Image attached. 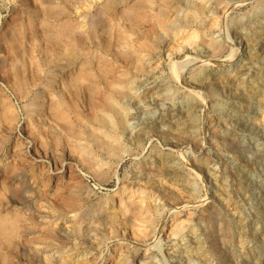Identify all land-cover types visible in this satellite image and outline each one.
<instances>
[{
	"label": "rangeland",
	"instance_id": "374dc122",
	"mask_svg": "<svg viewBox=\"0 0 264 264\" xmlns=\"http://www.w3.org/2000/svg\"><path fill=\"white\" fill-rule=\"evenodd\" d=\"M42 1L0 0V214L16 215L19 212V215H22L30 212L28 208H32V211L35 209L34 213L36 214L40 212L48 213V211H45L47 208L45 205L49 200L52 203L54 202V205L58 208L61 207L59 212H63L66 215L65 217L75 214L76 210L82 212L83 217L90 216L88 214H98L97 212L100 211L101 207H105L106 203H108L107 208L116 205L117 201L113 202L112 198L114 196L118 198V193L123 184L130 183L133 180L135 182L140 177L143 180H156L155 178L161 180L159 175H156L158 173V157L169 155L174 165H177L175 168H177L178 174L181 173L182 178L180 182L169 179L170 176L162 180H165V188L171 187L173 190L171 188L169 190L173 191L175 196L179 195L181 197L179 202L167 200L170 204H167V201L164 204V200L161 199L160 203L163 204L166 210L170 209L168 215L176 210L174 208L176 205H181L180 210L182 209V212L171 221L169 220L162 231V235L160 234L156 239L153 238L149 241L151 250H147V254L152 257L149 258V261H154V264L155 262L156 264H264V28L257 32L253 31V34L251 33V29L257 23L263 22L264 9H259V6L262 7L264 0H227L229 4L225 2L226 0H220V3L217 4L218 13L215 14L217 17L211 14L212 18L209 16L205 20L207 22L206 30H208L207 35H205L215 43L220 42L218 48L220 46L222 48L218 49V51L222 50L221 52L214 53V51H211V56L214 59L224 60L232 55V52L237 51L239 56L234 65L224 62L221 63L223 64L221 66L219 62L212 60L208 62L211 65L203 62L196 64L190 62L186 66L184 65V63L191 61L193 54H197L199 51L204 54L205 48L210 47L208 44L210 40L206 36H204L205 42L199 40L193 43L194 45L188 43V46L186 44L182 45L186 48L181 46L182 50L178 49L181 50L180 52L177 48H174L173 50L176 52L174 54H170L168 48H172L174 42L177 45L180 44L181 42H178L177 39L181 41L187 32L172 35L176 38L172 37L170 40L167 38L166 41L161 43L159 53L156 55L157 57L155 56L157 59L154 57L150 59L151 67L149 68L152 70L151 73L134 75L131 88L132 98L130 96L123 97L124 99L121 98V103L126 110L125 113L129 112L126 113L127 118L130 119L128 129L121 130V140L124 143L125 152H129L118 163L116 154L104 150L87 135L90 126L86 128L87 130L82 136L84 138H81L83 139L81 141L88 143L89 151H94L93 154L97 155L99 152L96 158L99 160L96 163L90 162L91 165L89 162L82 160L81 154L70 151L69 137H66L67 131L53 119L50 120L48 114L42 113L39 110L40 106L37 104L38 94L45 98H43L44 101H49L52 95L56 93V89L49 90L44 87L50 67L45 63L44 52L41 51V48H38L40 47V41L37 40V35L41 30H37L38 33L31 31L27 25V20L29 23L32 17L31 14L34 9H40ZM63 1L57 0V2L64 4ZM193 1L189 0L191 3ZM199 1L195 0V2ZM178 2L189 3L188 0H179ZM65 4L68 5L69 2L65 1ZM172 14V12L169 13L170 16H173ZM209 22L215 26L208 25ZM38 23V28L42 29L40 21ZM207 25L212 28L209 29ZM248 32L251 33H249L250 36L246 35ZM260 33H263V35ZM11 35L18 38L22 36L21 40L18 41L26 50L22 54L26 59L25 65L18 69H15L14 65L19 50L16 51L12 47L13 44L9 39ZM228 35L230 41L224 43L223 40ZM32 37H35L34 40ZM170 42H172V45ZM206 43L208 47H206ZM237 45L239 46L238 50L236 49ZM27 52L29 53L27 54ZM179 53L180 55H178ZM215 55H217L216 58ZM27 61L29 62L27 63ZM239 62L245 65L249 64V71L241 75L239 80L236 76L234 77L235 80H233L234 78L229 79L233 80L232 83L227 82L226 85H223L225 87L220 86L221 89L219 87V90H215V80L217 78L223 79L222 76L226 73L227 67L230 68L228 74L226 73L227 78L229 75L233 77L232 75H235V72L239 70ZM15 70L22 72V76L18 71V77ZM178 70L180 71L177 73ZM199 72L202 73L201 76ZM67 73L68 71L63 73V75L65 74L64 79ZM179 74H181V77H179ZM198 74L199 76H197ZM220 75L221 77H219ZM20 77L23 78L22 81L24 82L18 80ZM64 79H61L60 83ZM186 82L198 86L191 89ZM18 84H21V89ZM155 84L160 85L156 86ZM19 89L21 93H19ZM198 90L201 91L204 99L202 98L203 101L198 100V102H201V106H198L200 109L196 108L194 111L195 119L194 117L191 118V124L186 128L187 134L196 140L197 146H194L193 142L191 144L193 148L190 145L184 146L185 148L173 147V145H169L170 135L164 133V130L177 128L178 120L184 119V112L188 110L192 103L193 91ZM17 91L19 92L17 93ZM135 96L137 97L135 98ZM69 97L71 98V96ZM78 106L85 113L88 112L87 115L92 114L93 110L89 112L86 103L80 101ZM148 120L150 123L152 121L150 125H157L154 130L146 127ZM95 123L94 121L92 126L97 127L98 125ZM50 125L56 127L53 128L54 126L51 127ZM41 132L46 133L48 139L52 135L58 134L62 138L61 142H63L59 147L60 150L56 151L54 155L51 149L45 148V145L43 146L41 140L44 139V136ZM139 132L143 133L145 138L143 137L144 139L138 141L134 136ZM101 150L102 152H100ZM71 152L76 153V155ZM43 204L45 205L42 209ZM92 211H95V213ZM50 212L51 214L54 213L51 210ZM179 222L181 225L183 222L184 224L187 223L185 231L177 239L174 236L169 237L170 231L173 229L172 226L179 224ZM224 225L227 228H224ZM101 228L108 230L104 225ZM96 230V228L93 229L89 233L90 239L84 242L85 244L83 243L82 250H84V253L99 249L97 253L104 250L103 253L106 255L115 249L114 254H116L117 238H108L106 242L97 245L98 241L96 240L99 238L96 236L98 234ZM212 231L216 233L215 236L213 235L214 238L208 234ZM94 234H96L95 237ZM31 235L34 234H30L29 237ZM99 236L101 237L100 234ZM211 239L213 240L211 241ZM72 240L73 242H79L78 244L82 242L81 239L74 240L72 238ZM175 240H178L177 245L183 244L178 249L175 248ZM213 241L217 246V250L211 248V242ZM67 244L69 245L65 246ZM72 244V241H69L61 245H52L49 247V253L58 255L57 253L67 250ZM36 245L39 246V244ZM184 246L187 247L184 248ZM64 247L65 249H62ZM183 248L184 252L181 251ZM145 250L143 249V252Z\"/></svg>",
	"mask_w": 264,
	"mask_h": 264
},
{
	"label": "bare ground",
	"instance_id": "6f19581e",
	"mask_svg": "<svg viewBox=\"0 0 264 264\" xmlns=\"http://www.w3.org/2000/svg\"><path fill=\"white\" fill-rule=\"evenodd\" d=\"M43 1L41 2L42 5L40 6V9H34V12L31 14L32 17L30 18L29 23L27 20V25L29 27L28 29H30L31 31L37 32V30H41L39 31V33L37 32L38 33L37 40L40 41L39 42L40 47L38 48H41V51L44 52L45 63L50 67L49 69L50 71H48L47 73L48 77L46 79L44 87L49 90L56 89V93L54 95L51 94L52 98L49 99V101L47 100L44 101L43 100L44 97L42 98V96L38 94L37 104L40 106L39 110L45 115L48 114L51 118L50 120L53 119V121H56V123L59 126L63 127V129L67 131L66 137L67 138L69 137L68 141H70V145H69L71 147L70 151H76V153L81 154L82 160H85L86 162L89 163L90 162L96 163L99 160L96 159L99 152L97 155L93 154L94 151L93 152L89 151L88 143H84L81 141L83 140L81 138H84L82 136H84L87 130L86 128L91 126L87 135H89L92 141L98 143L97 145H100V147L104 148V150L106 149L109 153L116 154L118 156V161H119L118 163H120L124 159L125 155L129 152V151L125 152L126 150L124 148V143L121 140V134H122L121 130L123 131L124 129L125 131V129H128L127 128L129 125L128 121L130 120V119L128 120L127 118V114L129 112L128 113L126 112L127 114L125 113L126 110L121 103V98L132 96L131 88L134 82L133 80L134 75L151 73L152 70H150L149 68L151 67L150 59H152L153 57L154 58L157 57L156 55H158L159 53L158 51L160 49L161 43L166 41L167 38H169V40L172 39L173 37L172 35H176V34L179 35L180 32L185 34V32H187L184 35L185 37L181 41L177 39L178 42H181L180 44L177 42L178 43L177 45L174 42L173 44L174 46L172 48H168V50L170 49L169 51L170 54L176 53L173 50L174 48L175 49L177 48V50L178 49L182 50L181 46L184 44L188 46V44H193L195 42H198L199 40L204 41L205 40L204 36H206L208 33V30H206L207 22H205V20L209 18L211 14L215 15L216 13H218L217 4L220 3V0H204V1L200 0L199 2H195L194 0L193 3L189 2L188 0L189 3H184V4L183 2L182 3L178 2L179 0H64L63 1L64 4H62V2L60 3L57 2V0L56 1L46 0L45 2ZM65 1H68L69 4L68 5L65 4ZM225 2H227V0ZM81 3L83 5H80ZM259 7H260L259 9L262 8L264 9V3H262V7L261 6ZM170 12L173 13L172 14L173 16L169 15ZM219 13L221 14L222 12ZM38 19L40 21V27L42 29L38 28L39 27V23H38L39 21H37ZM209 24L211 23L209 22L208 25ZM208 25L207 27H209L210 29L211 26ZM211 25L212 27L215 26L213 24ZM263 28H264V18H263V22L261 21V23H257L255 27L251 29V33L253 31L255 32L260 31ZM249 33L250 32H248V34L246 35L250 36ZM260 34L263 35V33ZM14 35H11L9 39L11 40L10 42L13 44L12 47L14 48V50L15 49L16 51L19 50L14 65V68L18 69L25 65L26 59L24 58V56H22L23 51L25 49L24 47H22L23 45L20 43V41H18L22 36L18 38ZM34 38L32 37L33 40ZM184 39L185 41H183ZM207 39L209 38L207 37ZM229 41L230 40L228 35L226 39L223 40V42L229 43ZM170 43L172 45V42ZM216 43L210 40L208 43L210 47H208V44L206 43L207 46L206 45L205 46L208 47V49L204 47L206 49V51H204V54L201 53L200 51L197 54H193L191 61L184 63V65L186 66L190 62L191 63L195 62L194 64L203 62L207 65H211L208 63L210 60L219 62L221 66L223 65L221 63L224 62H228L230 63V65L231 64L234 65L235 62L238 60V56H239L238 52L234 51L235 49L233 50L234 52H232L233 54L224 60L214 59L213 56H211L212 55L211 51H214V53L222 51V50L218 51V49L221 48V46L218 48L219 46L218 44L220 42L217 44ZM182 47L186 48L185 46ZM211 47H213L212 50ZM30 48L29 50H31ZM236 49L237 50L239 49L238 45L236 46ZM28 53L29 52H27V54ZM178 55H180V53ZM217 55H215V58ZM252 59L254 58L252 57ZM28 62L29 61H27V63ZM248 65L241 63L238 64L239 70L235 72V75L234 74L232 75L233 77L229 75V77L231 78L229 77L227 78L226 76L228 74L227 72L230 69L229 67H227L228 68L226 71L227 74L226 73L223 74L224 76H222L223 77L222 80L218 78L216 80L214 79L215 90L221 89L220 86L225 87L223 85H226L227 82L232 83V81L235 80L234 77L236 76H237L236 77L237 80H239V77L241 78V75L249 71ZM15 71L17 74L19 70L18 71L15 70ZM65 71H68V73L64 79L63 76L65 74L63 75V73H65ZM179 71L180 70H178L177 73ZM19 74L20 76H22L21 75L22 72L20 73L19 71ZM199 74L197 76H199ZM180 75L181 74H179V77H181ZM201 75L202 73L200 74V76ZM219 77H221V75ZM19 79L21 81L23 80L22 77L18 78V80ZM61 79H64L62 83H60ZM229 79H233V80H229ZM21 81L20 83L22 84V82L24 81L22 82ZM21 84H18L19 85L18 87L20 89L22 87ZM31 84L34 85L33 83ZM186 84L188 85L189 88L191 87V89L193 88L195 89L198 86L195 84L192 85L191 83L188 82H186ZM19 91H17V93ZM19 93H21V91ZM164 94H166V92H164ZM193 95L194 97L191 96L192 103L190 107L188 108L187 111L184 112V119H179L178 123L176 124L177 128L175 127L174 130H169V129L164 130V133L170 135L169 145H173V147L182 148L184 146H189V145L191 146L193 142L195 144L194 146H197L196 140L192 139V136L190 137L189 134H187L186 128L188 127V125L191 124L190 119L191 118L193 119V117L195 119L194 111L196 110V108L198 106H201V102H198V100L201 101L202 98L204 99V97H202V93L200 90L193 91ZM69 96H71V98ZM136 97L137 96H135V98ZM78 101L79 102L82 101L86 103L87 107H89V112L93 110L92 114L87 115L89 114L88 112L85 113L83 110H81V108L78 106L79 103ZM198 108L200 109V107ZM94 121L97 123L98 125V126L96 125L97 127H95V125L92 126ZM148 122L149 120L146 122V127H149L151 130L152 129L154 130L157 127L156 124L150 125L152 121L151 123ZM55 127L56 126H54L53 128ZM41 133L44 136V139L41 140L43 142L42 143L43 146L45 145V148L51 149L54 155L56 151L60 150L59 147L63 142V141L61 142L62 138H60L58 134L54 136L52 135V137L48 139L46 133L44 132ZM35 137L38 136L35 135ZM134 137L138 141L145 138L144 134L140 132ZM100 152H102V150ZM76 153L74 154L76 155ZM157 165H158L157 168L158 173L156 175H159L161 180L155 178L154 176L153 178H155L156 180H154L153 178H152L153 180L151 179L143 180L141 179V177L137 179L133 178L136 179L135 182L133 180L130 181V183L123 184V186H121L120 188V192L118 193V198H115V196L112 198L113 202L117 201L116 205H114V207L107 208L106 206L108 205V203H106L105 207L104 206L101 207L100 211L97 212L98 214H88L90 216L83 217L84 214H82V212L80 211L77 212L76 210L75 214L71 215L70 217H65L66 215H64L63 212H59V210H61L60 209L61 207L58 208V206H55L54 202L52 203L51 200H49L47 203L45 202L46 205L43 204L41 206L43 209L44 208L43 206L45 205L48 208V209L46 208L45 211H48V213L40 212L36 214L34 213L35 209L32 211V208H28L30 212L26 214L23 213L22 215H19L18 211H17L18 214L16 215L0 214V264H100L101 262H102L101 264H136V263L152 264L154 261L150 262L149 258L152 257H150V254H147L148 253L147 250H151V247L149 246L150 245L149 241L153 238L156 239L160 234L162 235V231L165 225L169 222V220L171 221L180 212H182V209L180 210L181 205L178 206L176 205L174 207L176 208V210L171 212L170 215H168L170 209L166 210L163 204L160 203L161 199L162 201L164 200V204H166L165 201L167 200H174L175 202H179L180 200L181 196L180 197L179 195L175 196L174 195L175 193L169 190L171 187L165 188L166 187L164 186L166 184L164 183L165 180H162L170 176L169 179L175 180L176 182H180L182 177L180 175L181 173L178 174L177 168H175L177 167V165H174L172 159L169 158V155H164L161 158L158 157ZM155 183L156 185L158 184L157 187ZM187 187H188V183H187ZM167 204L170 203L168 202ZM74 207L76 208V206ZM50 210L52 211V213L53 212L54 213L51 214ZM93 213H95V211ZM180 222L179 224L177 223L174 226H172L173 229L172 231H170L169 237L174 236V238L177 239V237L180 236L183 231H185L187 223L185 222L184 224L183 222L181 225ZM102 225L106 226L108 230L103 229L104 227L101 228ZM228 225L230 224L228 223ZM224 226H225L224 228H227L226 225ZM95 228L97 229L96 231L98 232V234L97 235L94 234V237L96 235L99 238L96 240L98 241L96 243L97 245L106 242L108 238H113V237L117 238L118 242L116 244L117 246L116 254H114L115 249H113L112 251L113 253L110 252L112 250L111 249L109 251L110 253L106 255L103 253L104 250H101L102 251L101 253H97V251L99 250L98 248H97L98 250L96 249L97 251L92 252L91 250L88 251L87 253H84V250H82V245L84 242H87L88 239H90L89 233L93 231V229ZM214 231L208 234H210V236L213 235L215 236L216 233ZM30 234H34V235H31V237H29ZM99 234L101 235V237L99 236ZM214 236L212 238H214ZM72 238H74V240L81 239L82 242L78 244L79 242L77 241L73 242ZM212 240L213 239H211V241ZM69 241H72L73 244L70 245V247H68L67 250L64 247L62 249L65 250L61 251L60 253H57L58 251L56 252L58 255H55V253H49L50 246L52 245L55 246V244L61 245ZM93 241H92V245L94 244ZM177 241L178 240H175L174 244H175V248L178 249L183 244L180 245L178 243L179 245H177ZM214 243H215L214 241L211 242L212 247L211 246L210 247L212 249L214 248L216 249L217 247L216 244ZM36 244H39V246ZM68 245L69 244L65 246ZM98 247L100 248V246ZM186 247L187 246H184V248ZM184 248L181 249V251L183 250L184 252ZM143 249H146L145 252H143ZM80 256L81 258H79Z\"/></svg>",
	"mask_w": 264,
	"mask_h": 264
}]
</instances>
